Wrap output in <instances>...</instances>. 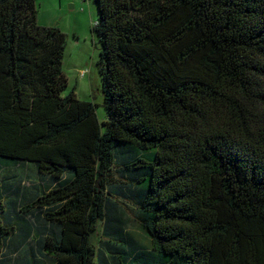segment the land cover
<instances>
[{
    "label": "trees",
    "instance_id": "trees-1",
    "mask_svg": "<svg viewBox=\"0 0 264 264\" xmlns=\"http://www.w3.org/2000/svg\"><path fill=\"white\" fill-rule=\"evenodd\" d=\"M92 1L102 121L0 0V264H264V0Z\"/></svg>",
    "mask_w": 264,
    "mask_h": 264
},
{
    "label": "rangeland",
    "instance_id": "rangeland-1",
    "mask_svg": "<svg viewBox=\"0 0 264 264\" xmlns=\"http://www.w3.org/2000/svg\"><path fill=\"white\" fill-rule=\"evenodd\" d=\"M35 3L37 22L42 26H56L65 34L61 69L66 76L67 85L61 95L74 91L79 99L88 100L95 105V113L99 121L105 120L102 80L98 67L100 44L93 31L94 23L98 18L96 4L92 0H35ZM13 171L15 174H21L23 167L18 166ZM32 177L35 178L33 174ZM24 185H29V182L26 181ZM123 202L122 205L127 204L130 208H134L129 200L124 199ZM124 208L137 225L135 211ZM100 225L99 222V229ZM99 229V232L96 231L91 236L96 247L98 239H105ZM12 257H15L17 262L19 254H14L12 251L8 253L7 250V254L5 253L2 258L3 264L9 262L13 264L15 260Z\"/></svg>",
    "mask_w": 264,
    "mask_h": 264
}]
</instances>
